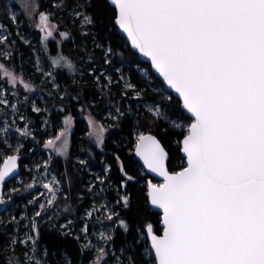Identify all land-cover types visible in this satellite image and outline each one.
<instances>
[{"label":"snow or ice","instance_id":"obj_1","mask_svg":"<svg viewBox=\"0 0 264 264\" xmlns=\"http://www.w3.org/2000/svg\"><path fill=\"white\" fill-rule=\"evenodd\" d=\"M3 7L19 27L17 5ZM19 8L41 33L46 51L50 38L58 35L62 43L71 35L69 23L84 44L78 62L62 52L51 58L54 69L80 74L63 87L53 78L59 110L67 111L70 99L81 111L104 100L115 104L112 89L118 88L121 106L107 111L111 128L129 129L128 152L162 180L142 174L125 158L123 147L115 146L108 155L109 126L90 111L88 137L99 152L88 149L87 158L77 156L76 164L92 173L95 161L99 171L84 186L92 202L80 218L82 227L77 232L75 220L65 216L64 223L51 224L58 236L41 243L46 209L62 194L63 211L71 214L85 196L79 188L70 195V177L68 190L55 175L41 179L49 195L45 203L33 198L31 203L38 205L33 215L0 218L2 264H264V0H49L47 8L39 0H22ZM9 35L0 23V75L5 85L35 91L12 64ZM97 51L117 77L96 66ZM137 52L150 65L134 79L115 65L138 63ZM36 67L42 76H53L40 69L39 61ZM8 91L0 87V149L12 153L0 168V205L11 207L12 196L4 194L6 178L18 167L23 140L36 136L27 123L30 117L19 115L25 123L14 128L16 140L10 139L9 120L17 118L21 101L15 93L13 103ZM24 103L32 113H41L30 97L24 96ZM73 119L65 115L58 133L43 143L66 161ZM112 134L119 139V132ZM169 137L182 154L174 166L163 143ZM49 163L44 161L45 169ZM109 190L115 193L111 199ZM153 208L161 211L156 222ZM97 213H103L102 219ZM94 216L101 225L95 232ZM105 221L111 225L107 230ZM117 236L122 237L119 248Z\"/></svg>","mask_w":264,"mask_h":264},{"label":"trees","instance_id":"obj_2","mask_svg":"<svg viewBox=\"0 0 264 264\" xmlns=\"http://www.w3.org/2000/svg\"><path fill=\"white\" fill-rule=\"evenodd\" d=\"M9 0H0V23H3L4 25L7 26L8 29V33L9 35V39L10 42L13 44V48L16 49L15 53H14V63L16 65H21L24 70V74L31 76L34 75L35 73V57H34V53H33V49L30 46H25V44L23 42L20 41V36L23 35V31L27 34H30L33 38V40L35 41V43H39L40 41V33L35 30L33 28V25L31 24V22L27 19V17L25 18L23 16V19L25 20L24 23V29L23 31H19L18 27L16 24H14L10 19H8V17L5 14L4 11V4H8ZM42 8H47L49 7V0H39ZM9 5V4H8ZM61 23L63 24L64 21H61ZM68 30L71 32V35L69 36V40L67 41H63L59 46L57 44V42L55 40H52L51 42H49L48 44V51L52 54H59V53H63L66 56H69L71 58H73L75 61H79L80 58L82 56H84V44L80 42L81 37L78 34V31L69 23L67 25ZM17 30L20 32V36L16 35ZM64 28H61V31H63ZM88 47L91 48V42L89 41L88 43ZM137 57V61L138 63H132L131 60L129 61H125L123 63H118L115 65V67L120 68L123 73L125 74V76L131 75L133 76V78L135 79L136 76H138L140 74L139 69L141 68H145L148 67L149 65L143 63L140 61V59ZM96 59H97V67L98 68H107L108 71L114 76L117 77L118 74L114 71H112V66L111 65H105L103 64V61L101 59V53L99 51L96 52ZM57 73H59V75H57ZM79 73L76 74H72L67 72L65 69H59L56 73H55V77H56V81L61 84V86H66L65 85V81L69 80L71 78H79ZM37 81L40 82L41 81V76L38 75L37 77ZM40 89H45L49 95L50 93H52L50 96L52 97V99H50V101L52 102V104L54 105L53 108V113L51 114V116H49V125L52 126L51 129V133H49L48 131L45 134H41L40 138L43 140H47L50 136H54L58 133L59 128L62 127L63 125V118L65 115L67 114H71L73 116V122H74V131L72 133L71 136V143H70V149L68 151L69 156L67 161L65 160V158L63 156H59V155H55L53 161H52V166L53 169L56 171L57 173V177L58 179L62 180V188L64 190H68L69 189V177L72 180V183L74 185L72 191L70 192V195L75 193L76 188H79L81 191L85 192V196L82 200V203L77 205V207L73 208V211L71 214L69 213H62L60 214V217L56 220H58L59 223H64L65 222V216H70L71 219L75 220V229L77 232H79L82 224L80 222V218L83 215L84 209L86 207H89L92 199H91V194L87 193L86 189H85V184L92 179L90 173L86 170V169H79V166L76 164V157L77 156H81L82 158H87V150L88 149H92L95 152H99V149H97L95 147V145L90 141L89 137H88V125L86 123V121L83 119V117L87 114V113H91L95 116V118L97 120H99L100 122L108 125L109 127H111V124L113 123L110 119L107 118V111L108 110H114L115 107H119L121 106V98L119 96V89L114 87L112 89V95L115 98V104H109L107 100H104L103 103H97L91 110L88 109L87 105L84 106V110L81 111L80 106L78 104H76V101L73 99L70 100H66L65 101V105L67 108V111L65 112H61L59 110L58 107V97L57 95L54 94V91L52 90V85H48V86H40ZM71 90V89H69ZM99 99H104L103 97H98ZM124 107H127V104L124 105ZM30 114V118L33 120V122L35 123V126L37 127H41L42 125V118L40 115H35L34 113H32L31 111H29ZM43 116V115H42ZM113 132H119V139L117 138V136L113 135ZM129 129L125 126L123 128V130H119V129H113L111 128L110 130V134L109 136L106 138V141L109 144V148L106 150L107 154L110 155L113 148L115 146H120L124 148V156L125 158H130L135 162V166L139 169H141L142 174H146L145 171L143 170V168L140 166V164L136 161L134 153H129L128 152V148H129V135H128ZM37 135L39 136L40 133H37ZM174 139V137H169V138H165V140L163 141V143H165V145L168 147V150L170 151V156H171V161L170 164L171 165H175L177 163V157L179 155H182L180 153H178V149L176 147L175 144L172 143V140ZM31 145V144H30ZM29 148V147H28ZM28 148H25L24 152H27ZM107 158V156L105 157ZM21 162L23 164L28 163V160H26L25 158L21 157ZM21 163V164H22ZM66 168H67V172H66ZM22 169V173H23V168ZM171 170V168H170ZM99 171V164L96 163L95 161L93 162V168H92V172L96 173ZM24 177H28L26 175V173L23 174ZM147 175V174H146ZM148 176V175H147ZM149 177V176H148ZM9 185V184H8ZM115 193L111 190H109V199H111L112 197H114ZM30 199V198H29ZM28 197H25L23 199H18L16 198L14 201V206L19 205V207L16 210V214L18 217L20 214L23 213L22 207L23 205L29 201ZM63 200V196H60V201ZM62 207V203L60 204ZM78 208V210H77ZM8 209V207H7ZM5 213V212H4ZM2 213V214H4ZM1 214V215H2ZM160 214H158L157 212H154L151 209V219L153 220V222H156L159 219ZM56 221H52L50 222L49 220L47 222H42L41 223V230H42V235L44 237V240H42L41 243H47L50 242L52 239H54L56 236H58V229L54 228L51 226L52 223H55ZM108 224H110V222H106ZM158 227H160V225H158ZM161 229V228H160ZM162 231V229H161ZM121 239L122 237L117 236L115 238V247L119 248L121 246ZM69 241H71V238H68ZM63 240L62 238L57 239V243H62ZM75 246V242L71 241L70 247L74 248ZM21 249L18 247L17 251H20ZM3 261V257L0 256V264H2Z\"/></svg>","mask_w":264,"mask_h":264},{"label":"rangeland","instance_id":"obj_3","mask_svg":"<svg viewBox=\"0 0 264 264\" xmlns=\"http://www.w3.org/2000/svg\"><path fill=\"white\" fill-rule=\"evenodd\" d=\"M22 3V0H9L8 4L12 5L15 4L17 5L15 11L17 12V14L20 16V20L21 23L19 24L18 30L19 31H23L24 29V23L25 20L23 19V16L26 18L27 15L22 13L21 9L19 8V4ZM27 19L30 21V18L27 17ZM32 24V23H31ZM34 28V27H33ZM35 30H37L39 32L38 29L34 28ZM20 33V32H19ZM40 33V32H39ZM23 36L25 39L20 41L23 42L25 44V46H30L33 49V53H34V61H35V73L34 75H31L28 77V75L24 74V70L22 69L23 67L21 65H16L14 63L13 60V56L14 53L16 51L15 48H11L10 51L12 52V64L13 66L16 68V71L18 73H22L23 76L25 77L26 80H31L32 84L34 85L35 91H27L23 88L22 85L17 84L16 86H10V85H5L4 80L2 75H0V87H7L9 89L8 91V96L9 99L13 102L16 103V99H14V94L15 93H19V99L21 101V104L19 105V112L17 113V118L15 119V121L13 122L11 119L9 120V123L13 124V131L10 133V139L14 142L18 136V134L14 133V128L16 126H22L25 122L20 121L19 120V115H25V116H29V111H30V105L24 103V96H28L30 97L32 100H34L36 102V104L42 109L41 113L39 114H35V115H40L41 116V120H42V125L41 127H37L35 126V123L33 122V120L30 118V121L27 122L29 127L34 131L36 139L35 141L32 140L31 137L26 138L23 140V143L25 144V148H28L27 152H24V149H22L21 151V156L22 158H25L26 160H28V163L21 164V167L23 168V173L22 175L12 181L9 185L5 186V196L7 195H11L12 196V201L10 202L11 207H9V205H6L8 207V211H6L4 214H0V218H7V216L9 214L11 215H15L17 208L19 207V205L14 206V201L16 198L18 199H23L24 196L28 197L29 201H27L23 207V213H27V215L31 216L33 215L34 209L38 207V205H34L33 203H31V201L33 200V198H36L39 203H45L47 198H48V192L47 190L43 187V184L40 182L41 179H44L45 181L48 179H51V177L53 175H55L57 177V173L56 171L53 169L52 166V161L55 157V153L50 152L49 149H46L43 147V140L40 138L41 134H45L47 131L49 133H51L52 129L49 125V116H51V114L53 113V108L54 105L52 104V102L50 101V99H52V97L49 95V93L45 90V89H40V86H48V85H52V80L53 78L56 79L55 77V73L59 70V69H54V67L51 65V58L56 56L57 54H52L47 50H45L43 42L40 40L39 43H35V41L33 40L32 36L30 34H26L23 31ZM41 36V33H40ZM52 40H55L58 44V46L61 44V40L62 38L59 37L58 35L55 37V39H51L49 40V42H51ZM69 40V37L66 39H63V41H67ZM25 41H30V43H27ZM49 44V43H48ZM37 61H39V66L40 69H42V71L44 73H47L49 71L53 72V76L52 77H48L46 75H41V72L37 70ZM64 70V69H62ZM66 70V69H65ZM67 71V70H66ZM38 75L41 76V81L38 82L37 81V77ZM52 90L54 91V89L52 88ZM53 100V99H52ZM44 109H46V111H44ZM3 111V107L0 106V112ZM9 113H11V109H8ZM43 115V116H42ZM83 119L86 121L87 125H88V119H89V113H87ZM63 126V125H62ZM89 128V127H88ZM60 129V128H59ZM110 130L111 127L108 128V132L105 133V137L107 138L110 134ZM74 131V122H72V125L69 129V146H68V151L70 149V143H71V136L72 133ZM37 133H40V135L38 136ZM45 141V140H44ZM31 144V145H30ZM7 154H12V153H5L2 149H0V168L4 163V156ZM45 160H49V165L48 168L45 169L44 168V161ZM36 165H40V169L37 170ZM22 170V169H21ZM24 173H26V175L28 177H24ZM146 173V172H145ZM94 172L90 173L91 177L93 176ZM58 178V177H57ZM33 179H35L37 182L35 184H33L32 187H28L29 184H32ZM91 180V179H90ZM157 182V181H155ZM15 187L16 189H18L17 192L15 193H11L8 191V189H11ZM62 187V186H61ZM62 195V194H61ZM92 199V197H91ZM102 201H98L97 202V207L100 206V203ZM61 202L57 201L56 204L52 207V208H47V215L44 217V219L41 221L42 222H47L49 220V218H53L52 221H58L56 220L57 217H60V214L65 213L63 211V207L60 205ZM2 208V205H0V209ZM88 208V207H86ZM85 208V209H86ZM84 209V210H85ZM22 213V214H23ZM96 215L100 216L101 219L103 217V213H97ZM83 216V215H82ZM51 221V222H52ZM107 221L104 222V229L107 230L111 225L106 223ZM23 223L21 224V231L23 232ZM90 224L94 225V229L93 231L95 232V230H98L101 225L100 223L95 219V216L93 218L92 221H90ZM82 227V226H81ZM93 242L96 243L97 241L95 240V236H93Z\"/></svg>","mask_w":264,"mask_h":264},{"label":"water","instance_id":"obj_4","mask_svg":"<svg viewBox=\"0 0 264 264\" xmlns=\"http://www.w3.org/2000/svg\"><path fill=\"white\" fill-rule=\"evenodd\" d=\"M121 35H123V34H121ZM133 51H135V50L133 49ZM136 55L138 56V58L140 59L141 62H143V63H145V64H147V65H150V60H149L147 57H145V56L139 54L138 52L136 53ZM152 71L154 72L155 70L152 69ZM134 156H135V155H134ZM135 159H136V161L140 164V166L143 168V161L140 160V158L137 157V156H135ZM20 163H21V157H20V160H19V162H18V167L14 170V172H13L12 174H10L9 177L6 178V184H5V186L8 185V184H10L12 181L18 179V178L22 175V170H21V164H20ZM3 166H4V163H3V165L1 166V168H2ZM143 170L146 172V174H147L150 178L153 179L154 182H155V181L160 182V181L162 180V178H161V177H158L155 173H150V172H148V170L145 169V168H143ZM5 208H7V206H6V205H3L2 208L0 209V214L6 212V211H4ZM152 210H153L154 212H157L158 214H161V211H160L159 209L153 208ZM160 228L162 229V226H161V225H160Z\"/></svg>","mask_w":264,"mask_h":264}]
</instances>
